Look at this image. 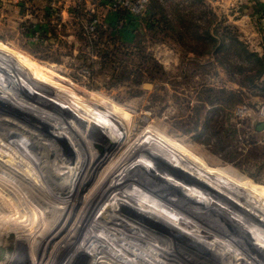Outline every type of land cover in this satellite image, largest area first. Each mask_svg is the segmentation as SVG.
I'll list each match as a JSON object with an SVG mask.
<instances>
[{
    "label": "rangeland",
    "instance_id": "374dc122",
    "mask_svg": "<svg viewBox=\"0 0 264 264\" xmlns=\"http://www.w3.org/2000/svg\"><path fill=\"white\" fill-rule=\"evenodd\" d=\"M89 1L0 0V264H243L223 232L243 237L245 257L264 235V73L239 44L216 55L185 29ZM151 3L179 29L264 54L254 3ZM95 191L115 197L76 229Z\"/></svg>",
    "mask_w": 264,
    "mask_h": 264
},
{
    "label": "bare ground",
    "instance_id": "6f19581e",
    "mask_svg": "<svg viewBox=\"0 0 264 264\" xmlns=\"http://www.w3.org/2000/svg\"><path fill=\"white\" fill-rule=\"evenodd\" d=\"M12 93V92H11ZM24 97H26V96H24ZM32 108V107H31ZM32 110V109H31ZM17 111V110H16ZM29 112H31V111H29ZM49 119V118H48ZM46 120V119H45ZM54 120V119H53ZM50 121V120H49ZM48 121V122H49ZM53 123V122H52ZM44 124V123H43ZM56 124V123H55ZM54 124V125H55ZM81 125V124H80ZM57 126V125H56ZM78 126V125H77ZM58 128V127H57ZM97 128V129H96ZM96 128H91V127H89L88 129V132H89V137H91L92 139H95V138H93V137H97V139H100V138H102V137H99L97 134H93V131H96V130H99L100 128H98V127H96ZM54 131V130H53ZM103 131V130H102ZM7 134V133H6ZM14 134V133H13ZM61 138H62V136H60ZM65 137H66V135H65ZM113 138V137H112ZM112 138H110V140L109 141H107V140H104V143H106V145H104V151L102 152V153H97V151H95L96 153H95V156H94V158H92V160L93 159H95V161H97V160H99L100 158H101V156L103 155L104 157H105V151H107V148H109L110 146H111V144H113L115 141H113V139ZM70 141V140H69ZM93 141V140H92ZM97 141H99V140H97ZM103 141V140H102ZM24 144V143H23ZM110 144V145H109ZM112 147V146H111ZM48 150V149H47ZM84 151V150H83ZM92 151V150H91ZM92 153V152H91ZM79 154V153H78ZM107 154V153H106ZM86 155V154H85ZM82 156V155H81ZM96 157V158H95ZM88 159V158H87ZM91 159V158H90ZM103 159V158H102ZM101 159V160H102ZM100 162V161H99ZM89 163H90V161H89ZM99 163H97L95 166H97ZM101 164V163H100ZM96 168V167H95ZM77 179H78V177H77ZM82 180V179H81ZM85 180H83L81 183H80V185L84 182ZM87 183V182H86ZM45 185V184H44ZM74 186V185H73ZM97 191V190H96ZM94 192V193H92L91 194V196L88 198V199H86V205H84V207H83V210L82 211H80V214H79V217H78V219H77V221H76V223L74 224V226H76V229H77V226H85V225H87V223L88 224H90V222L92 221V216H93V210H95V206L97 207V205H99L100 203H102V202H105V201H103V199H106L107 197H115V196H113V195H104V197L102 196L101 197V192H100V194L98 193V192ZM112 192V191H111ZM113 192H115V191H113ZM122 192V191H121ZM24 193V192H23ZM109 193V192H108ZM78 194V193H77ZM111 194V193H110ZM116 194V193H115ZM67 195V194H66ZM73 196H75L74 194H72V196H71V198L73 197ZM132 196V195H131ZM135 196V195H134ZM77 197V195L75 196V198ZM125 197V196H124ZM130 196L128 195V197H127V200H128V198H129ZM75 198H74V200H75ZM102 199V200H99V199ZM123 198V197H122ZM133 198V197H132ZM137 198V197H136ZM108 199V198H107ZM117 199V198H116ZM131 199V198H130ZM141 199V198H140ZM168 199H170V197H168ZM172 199V198H171ZM170 199V200H171ZM132 200V199H131ZM145 200V199H144ZM143 200V201H144ZM170 200H168V201H170ZM133 201V203L134 202H137V200L136 201H134V199L132 200ZM151 200H149L148 202H150ZM173 201H175V200H173ZM118 202V201H117ZM116 202V203H117ZM130 202V201H129ZM145 202V201H144ZM143 202V203H144ZM147 202V201H146ZM66 203V202H65ZM127 203V202H126ZM138 203V202H137ZM120 204H122V203H120ZM132 204V203H131ZM151 204V203H150ZM74 205V204H73ZM100 205H102V204H100ZM117 205V204H116ZM128 205H129V203H128ZM161 205V204H160ZM133 206H135V204H133ZM72 207V206H71ZM70 207V208H71ZM120 207H122V208H125V209H127L126 208V205H124L123 206V204H122V206L120 205ZM130 207V206H129ZM162 207H164V205H162ZM131 208V207H130ZM135 208H137V206L135 207ZM149 208H151V207H149ZM157 208V207H156ZM159 209V208H158ZM122 210H124V209H122ZM128 210V209H127ZM148 210V209H147ZM160 210V209H159ZM162 210V209H161ZM129 211V210H128ZM132 211H133V208H132ZM137 212H138V210H136ZM140 211V210H139ZM150 211V210H149ZM151 211H152V209H151ZM150 211V212H151ZM154 211V210H153ZM70 212V211H69ZM105 212V211H104ZM123 212V211H122ZM121 212V213H122ZM135 212V211H134ZM136 212V213H137ZM145 212V211H144ZM154 212H156V211H154ZM166 213H167V211H166ZM97 214V213H96ZM130 214V213H129ZM142 214V213H141ZM148 214H150V213H148ZM154 214V213H153ZM161 214V213H160ZM169 214V213H168ZM69 215V214H68ZM107 215V214H106ZM124 215H127L126 213L124 214ZM146 215V214H145ZM157 215H158V213H157ZM170 215V214H169ZM109 216V215H108ZM156 216V215H155ZM113 218H115L114 216H112ZM128 217V216H127ZM142 217H144V216H142ZM160 217V216H159ZM162 218H163V216H161ZM198 217H200V216H198ZM99 218V217H98ZM109 218V217H108ZM111 218V217H110ZM109 218V219H110ZM113 218H112V220H113ZM133 218V217H132ZM156 218H157V216H156ZM155 218V219H156ZM178 218H179V216H178ZM201 218V217H200ZM117 219V218H116ZM122 218H120V221H122L121 220ZM142 219V218H141ZM146 219V218H145ZM153 219V218H152ZM118 220V219H117ZM144 220V219H143ZM150 220V219H149ZM164 220V219H163ZM167 220V219H166ZM165 220V221H166ZM171 220V219H170ZM176 220V219H175ZM178 220V219H177ZM176 220V221H177ZM185 221V219H182V221ZM62 221H64V220H62ZM130 221H132V220H130ZM154 221V220H153ZM156 221H157V219H156ZM155 221V222H156ZM161 221V220H160ZM159 221V222H160ZM164 221V223H167L168 222V220L165 222ZM179 221V220H178ZM181 220H180V222L181 223H184V222H182ZM66 222V221H65ZM133 222V221H132ZM135 222V221H134ZM162 222V221H161ZM161 222L160 223H157V224H161ZM171 222V221H170ZM169 222V223H170ZM172 222H173V220H172ZM124 223V222H123ZM163 223V224H164ZM125 224V223H124ZM130 224H132L131 222H130ZM129 224V225H130ZM168 225V224H167ZM170 225H172V224H170ZM181 225V224H180ZM187 225H189V224H187ZM58 227H56V231H55V233L54 234H58L59 233V231L63 228L62 226H64L63 225V222H60V224H58L57 225ZM132 226V225H131ZM155 226V225H154ZM161 226V228L160 229H162L163 227L162 226H164V225H159V226H157V227H160ZM166 226V225H165ZM190 227H191V225H189ZM262 226H264V221H263V225ZM86 227V226H85ZM168 226H166V228H167ZM174 227V226H173ZM58 228V229H57ZM186 228V227H185ZM195 228V227H194ZM169 229H171V228H169ZM190 229V228H189ZM168 230V229H167ZM167 230H166V232H167ZM196 230V229H195ZM195 230H194V232H195ZM163 231V230H162ZM176 231H177V228H176ZM140 232V231H139ZM164 232V231H163ZM165 232V233H166ZM180 232V231H179ZM198 233V232H197ZM223 233H225L226 235H228V238H230L234 243L232 244V246L229 244V247L228 248H226L227 250H232V253H235L236 255H238L239 256V258H241L242 260H241V262L242 261H244L243 262V264H264V258L262 259V257L263 256H261V258H260V256H259V258H260V260H259V262L258 261H256V260H254V258H253V253L256 251V248H258L257 246H258V244L260 245V247H261V249L263 250V254L261 253V252H259V253H261L262 255H264V238H261V237H263V236H258L259 238H255L254 240H256V241H254V244H253V242L252 243H249V244H252V245H250V247H249V253L251 252V254H248L249 256L248 257H245L244 256V253L246 252L245 250L247 249V246H244V244L246 243V241L243 239L242 240V236H238V235H234V233H232V232H228V231H225V232H223ZM236 233V232H235ZM53 234V235H54ZM163 234V233H162ZM168 234V233H167ZM173 234V233H172ZM262 234V233H261ZM183 236V235H182ZM181 236V237H182ZM177 237V236H176ZM238 237V238H237ZM167 238V237H166ZM203 238V237H202ZM239 238H241V240L239 239ZM171 241V240H170ZM169 241V242H170ZM177 241V240H176ZM71 242V241H70ZM180 242L181 241H177V243H179L180 244ZM193 242V241H192ZM236 242L238 243L237 245H236ZM256 242V243H255ZM165 243V242H164ZM174 243V242H173ZM198 243V242H197ZM225 243V242H224ZM223 243V244H224ZM70 244V243H69ZM185 244L186 243H181L180 245H183L184 247H185ZM222 244V245H223ZM255 244H257V246H255ZM187 245V244H186ZM191 246L193 245V244H190ZM195 245V244H194ZM200 245V244H199ZM198 245V246H199ZM182 246V247H183ZM197 246V247H198ZM175 247V246H174ZM187 247H189V245L188 246H186V248ZM193 247V246H192ZM195 247V246H194ZM193 247V248H194ZM201 247V246H200ZM204 247V246H203ZM224 247H226L225 245H224ZM230 247H232V248H236V250L235 249H232V248H230ZM175 249V248H174ZM179 249H181V248H179ZM195 249V248H194ZM208 249V248H207ZM187 250V249H186ZM189 250V249H188ZM197 250H200V249H196V251ZM262 250H260V251H262ZM77 252H78V250H76ZM172 251H173V249H172ZM177 251V250H176ZM206 251V250H205ZM99 252V251H98ZM157 252V251H156ZM180 252H182L181 250H180ZM192 252V251H191ZM194 252V251H193ZM192 252V253H193ZM198 252H200L201 253V250L200 251H198ZM207 252H208V250H207ZM73 253V252H72ZM80 253V252H79ZM188 253V252H187ZM206 253V252H205ZM205 253H203L202 252V254H204L205 255ZM209 253V252H208ZM211 253H212V251H211ZM219 253V252H218ZM161 254V253H160ZM189 254V253H188ZM195 254H197V253H195ZM194 254V255H195ZM213 254V253H212ZM69 255V254H68ZM164 255V254H163ZM185 255V254H184ZM192 255V254H191ZM225 255H227V254H225ZM257 255V254H256ZM258 255H260V254H258ZM190 256V255H189ZM200 256V255H199ZM199 256H197V257H199ZM206 256V255H205ZM204 256V257H205ZM254 256H255V254H254ZM150 257V256H149ZM162 257V256H161ZM207 257V256H206ZM220 257H222V256H220ZM200 258V257H199ZM159 259V258H158ZM198 259V258H197ZM206 259V258H205ZM214 259V258H213ZM216 259V258H215ZM221 259V258H220ZM227 259V258H226ZM234 259V258H233ZM232 259V260H233ZM17 260H19V258L18 259H16V262H18ZM42 261V260H41ZM201 261V260H200ZM216 261V260H215ZM260 261H262V262H260ZM152 262V261H151ZM226 262V261H225ZM240 262V263H241ZM162 263V262H161ZM165 263V262H164ZM237 263V262H236ZM68 264V263H67ZM69 264H71V263H69ZM239 264V263H238Z\"/></svg>",
    "mask_w": 264,
    "mask_h": 264
},
{
    "label": "trees",
    "instance_id": "16d2710c",
    "mask_svg": "<svg viewBox=\"0 0 264 264\" xmlns=\"http://www.w3.org/2000/svg\"><path fill=\"white\" fill-rule=\"evenodd\" d=\"M196 1L200 2V0H196ZM155 8H158L157 12L154 10ZM145 13H146V17H147L146 19L148 22L151 21L152 24H154V23L159 24L162 22L167 27H169L166 29L174 31L179 38L183 37L182 34H184L183 31L185 29L186 31H188L192 35V38H194L198 41H202V42L207 41V44H208L207 48L210 50L213 49V53L216 55H218L219 53H221L223 51L225 53H227L230 49V46L233 43L239 44L240 48H242L241 49L242 53H240L241 58H242L241 61L247 63V65H251L252 67L256 68L255 76H261L264 73V54L259 55L257 52H253V51L248 50L247 48H243V46L238 41H236V39L234 37H232L230 35V33L227 34V32H226V33H224V36L225 37L229 36V38L232 39V42L225 44V42H224L225 38H222L221 42L217 43L218 42V38H217L218 35H214L212 32L206 31L204 36H200L197 33V28H192V29L189 28V25L191 23H188V24L184 23V26H183L184 28L179 29L175 25H173L170 18H168L166 16V13H164V9L162 8L161 4L157 3V5H154L153 3H151V5H150V0H149L148 7H147ZM156 14L159 15V18H154ZM260 14H261V12H260ZM263 17L264 16H262V14H261V16L258 19H261ZM186 24H187V26H186ZM214 33H218V32L214 31Z\"/></svg>",
    "mask_w": 264,
    "mask_h": 264
},
{
    "label": "built area",
    "instance_id": "2783aa9c",
    "mask_svg": "<svg viewBox=\"0 0 264 264\" xmlns=\"http://www.w3.org/2000/svg\"><path fill=\"white\" fill-rule=\"evenodd\" d=\"M209 2H215L219 6H227L231 8H235V10H240L244 6V2L246 0H208ZM100 2L104 3L106 6L113 8L114 10H118L121 12L131 13L136 16H143L146 12L147 5L149 0H90L88 4L92 7L100 4ZM264 21L263 19H261ZM96 21V18L93 19Z\"/></svg>",
    "mask_w": 264,
    "mask_h": 264
},
{
    "label": "water",
    "instance_id": "95a60500",
    "mask_svg": "<svg viewBox=\"0 0 264 264\" xmlns=\"http://www.w3.org/2000/svg\"><path fill=\"white\" fill-rule=\"evenodd\" d=\"M36 119H37V118H35V120H36ZM36 122L39 123V126H40L41 128H43L46 132H49V128L47 127L46 124H43V122H42L41 120L37 119ZM263 125H264V122H258V124H257V126H256V129H257V130H261V129L263 128ZM53 138H54V137H53ZM54 139H56V138H54ZM56 140H57V142H59V144L61 145L62 150H63V153H64V155L66 156V160H67V162H68L69 165H70V164H71V161H72V159H73V157H74V153H73L72 148L70 147V145L68 144V142H67L65 139H63V140H58V139H56Z\"/></svg>",
    "mask_w": 264,
    "mask_h": 264
},
{
    "label": "crops",
    "instance_id": "0c3cea01",
    "mask_svg": "<svg viewBox=\"0 0 264 264\" xmlns=\"http://www.w3.org/2000/svg\"><path fill=\"white\" fill-rule=\"evenodd\" d=\"M256 4L258 7H259V14H260V12H261V14H262V16H264V0H246L245 2H244V6L242 7V10L241 11H246V12H248L247 10H246V8H248V6H250V4ZM250 15L251 14H249V17H248V20L246 21V22H248V23H250L251 22V20L254 18V15H253V17H251V20H250ZM256 16V15H255ZM257 19V18H256ZM254 20V19H253ZM258 23H259V21H258ZM254 24H256V23H254Z\"/></svg>",
    "mask_w": 264,
    "mask_h": 264
}]
</instances>
